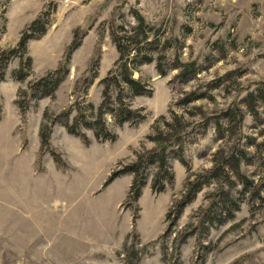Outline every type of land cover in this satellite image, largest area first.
Masks as SVG:
<instances>
[{
	"label": "rangeland",
	"instance_id": "1",
	"mask_svg": "<svg viewBox=\"0 0 264 264\" xmlns=\"http://www.w3.org/2000/svg\"><path fill=\"white\" fill-rule=\"evenodd\" d=\"M134 12L165 74L154 61L141 64L134 77L150 93L133 95L129 105L142 119L115 125L106 114L115 140L98 141L82 126L86 144L65 124L79 110L84 119L97 110L100 79L118 56L110 28H131ZM38 16L44 33L26 42L23 56L0 64V264H264V0H0V53L16 48ZM74 31L67 73L39 97L34 82L58 67ZM22 63L27 75L18 79ZM186 63L195 71L182 80L177 73ZM16 101L27 102L23 116ZM173 115L183 128L179 142L170 139L168 171L148 164L136 199L128 193L132 174L104 184L112 170L154 148L148 137L166 130ZM42 126L50 131L43 148ZM241 149L240 170L253 184L231 190L232 217L202 222L214 182L181 213L172 209L216 153L227 158ZM156 177L165 183L159 192Z\"/></svg>",
	"mask_w": 264,
	"mask_h": 264
},
{
	"label": "trees",
	"instance_id": "2",
	"mask_svg": "<svg viewBox=\"0 0 264 264\" xmlns=\"http://www.w3.org/2000/svg\"><path fill=\"white\" fill-rule=\"evenodd\" d=\"M136 24L131 28L125 27L124 24L114 25L110 28V37L113 41L118 52L117 59L113 62L111 68L107 71L106 75L100 79L102 85V101L97 107V110L91 114L90 119H84V112L79 110L78 115L74 118L73 122L65 124L68 133L78 136L84 143H88L89 139L86 134L81 130L82 126L92 130L94 138L98 141L115 140V134L111 131L109 124L106 120V114L112 118L111 122L115 125H122L124 123L136 124L142 119L141 113L137 109L130 108L129 100L133 95L149 94L150 89L147 83L141 79L140 76L134 77V72L139 70L143 63L155 62V68L161 75L165 74V68L161 65V56L154 55L153 41L147 40L148 30L145 27V21L140 14L134 12ZM27 29L32 30L28 33ZM33 30L39 31L34 35ZM46 30V22L38 16L26 28L22 37H20L16 48L9 51H2L0 53V64L4 68L6 66L5 58H13L15 56H23L26 49V42L30 39L37 38ZM77 32L74 31V39L65 50L62 60L59 62L58 67L46 73L45 76L34 82L33 88L37 87L39 97L51 95L57 88L62 78L67 73V63L72 50L77 46L76 38ZM143 43V45H141ZM148 47V48H147ZM147 48V49H146ZM98 57L95 56L90 69L93 67ZM29 65V59L26 60ZM22 63L20 68L16 71L15 75L18 79H23L27 75ZM181 66V68H180ZM179 66L178 77L182 80L186 79L189 74L194 73L195 67L193 63L183 64ZM26 91H22L25 94ZM192 97L188 96L184 102H189ZM20 113L25 114L27 110V102L16 101ZM226 116H230V111ZM105 116V117H104ZM179 117L173 115L172 121L167 123L164 121L166 130L156 127L154 135L148 137L156 143L154 148L137 153L135 160L120 166L118 169L112 170L104 184H108L115 178L124 174H132L131 184L129 188L130 198L136 199L140 195V191L145 182L144 171L148 164H156L158 170L168 171L167 165V149L170 147V139L175 136V142H179L181 136L179 131L183 128V123L180 122ZM167 127L169 131H167ZM155 128V127H154ZM50 131L42 126L39 130L40 147L43 148L49 143ZM178 133V135H176ZM180 145L177 147V151ZM181 151V147H180ZM54 161L59 163L60 159L54 152L51 153ZM180 161V155H177ZM246 159L244 150L232 151L227 158L223 153H216L213 160V166L204 174H198L195 179L188 180L185 184V191L182 193L179 200L172 203V209L177 214L181 213L184 206L188 204L193 196L203 185L211 184L214 182L216 189L214 196L210 199L206 207L200 209L202 215V222L208 221V224H221L224 220L232 217V211L237 208L236 199L232 197L231 190L239 182L243 189L248 188L253 184L252 179L248 178L240 170V161ZM157 174H161L160 171ZM170 177V176H169ZM172 177V176H171ZM158 182V185H155ZM165 183L156 177L154 179V190L162 191ZM165 245H162V251L165 258Z\"/></svg>",
	"mask_w": 264,
	"mask_h": 264
}]
</instances>
